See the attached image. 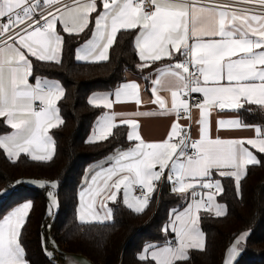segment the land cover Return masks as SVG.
<instances>
[{
    "label": "snow or ice",
    "instance_id": "6c2138e0",
    "mask_svg": "<svg viewBox=\"0 0 264 264\" xmlns=\"http://www.w3.org/2000/svg\"><path fill=\"white\" fill-rule=\"evenodd\" d=\"M58 25L69 35L90 31L91 38L76 50L78 62L108 61L110 49L124 32L133 36L141 72L168 61L145 77L151 79V102L158 105L159 114L175 115L162 140L146 142L139 132L135 117L154 113L113 109L114 103H142L136 81L89 98L90 105L109 110L98 118L89 142L105 141L114 129L128 126L127 139L134 146L117 149L107 167L86 181L77 219L81 223L111 220L106 202L117 201L121 191L123 203L142 213L156 184L166 179L186 206L171 210L163 229L174 238L145 245L138 258L145 264H186L189 250H206L199 226L202 210L216 217L227 212L226 205L217 202L224 188L214 173L234 178L239 194L248 166L264 167V160L250 150L264 154V125L254 127V137L222 138L220 130L251 126L239 118H220L213 137L211 119L214 110H240L245 102L264 111V0H236L232 5L216 0H0V117L11 129L0 134V149L11 160L21 154L34 161L53 157L55 143L49 130L64 123L57 103L65 90L58 81L34 77L32 58L61 62L64 38ZM162 92L170 94V104ZM192 94L200 99L190 104ZM193 109L199 113L196 139L191 123H180L181 113L193 120ZM38 183L45 186L44 181ZM137 187L140 196L134 195ZM49 197L51 210L57 201L53 192ZM31 208L30 202H24L0 218V264H29L21 231ZM249 237L246 231L235 235L222 264H238Z\"/></svg>",
    "mask_w": 264,
    "mask_h": 264
},
{
    "label": "trees",
    "instance_id": "16d2710c",
    "mask_svg": "<svg viewBox=\"0 0 264 264\" xmlns=\"http://www.w3.org/2000/svg\"><path fill=\"white\" fill-rule=\"evenodd\" d=\"M90 34L88 30L79 35L63 32L60 63L32 58L34 77L57 80L65 90L64 97L58 101L64 123L50 129L55 143L52 159L34 161L21 154L11 160L0 149V218L20 202L32 204L21 231V243L29 264H61L54 254L47 253L45 238L48 237L55 241L61 255L81 254L93 264H145L138 258L145 245L162 244L173 237L174 234L163 229L170 220L171 210L186 204L164 183L159 192H153L142 213L129 209L119 198L110 204L111 220L81 223L77 219L79 192L87 166L115 149L130 145L126 126L114 129V135L105 141L89 142L95 121L102 112L101 107L89 104V95L96 90H113L126 80L128 71L141 72L136 67L139 59L134 39L128 32L118 35L108 61L78 62L76 47ZM161 64L158 62L145 69L143 74H149ZM239 113L244 123L264 125V111L256 105L245 103ZM8 128L0 118V134ZM257 156L264 160V154L257 153ZM32 178L56 183L57 207L52 215L48 212V187L28 186L26 179ZM218 179L224 192L217 199L226 205V215L216 217L211 212L201 213L206 250H190L186 264H222L234 236L244 230H249L250 237L238 257V264H264V167L248 166L239 194L234 178Z\"/></svg>",
    "mask_w": 264,
    "mask_h": 264
},
{
    "label": "crops",
    "instance_id": "0c3cea01",
    "mask_svg": "<svg viewBox=\"0 0 264 264\" xmlns=\"http://www.w3.org/2000/svg\"><path fill=\"white\" fill-rule=\"evenodd\" d=\"M58 31H60V34L63 36L62 26H59L58 25ZM90 38H91V34H90V36L88 38H86L84 41H82L76 47V50L78 48H80ZM75 55H76V53H75ZM61 58H62V53H61ZM167 63H168V61L165 60V62L163 64H161L160 66H158L156 68L163 67ZM154 70L155 69L151 70L150 73L147 74V75L146 74H143V72L128 71L127 72V78H126V80L123 81L122 83H120V85H121V84H123L125 82L136 81L137 83L140 84V86H141V99H142V103L140 105H137V104H135V102H132V101H126V102H121V103H114V105H113V109L116 112H118V113H136V112L154 113L152 115H147V116L141 115V116H136L135 117L138 120V122H139V132H140L142 138L146 142H156V141H159V140H162V139L166 138L167 133L170 130L171 124H172V122L175 119V115L174 114L173 115H161V114H159L158 105H156V104H154V103L151 102L154 99L153 96H152V93H151V79L145 80V77H149L150 74L154 72ZM40 78H46V77H40ZM47 79L53 80V79H50V78H47ZM55 81H57V80H55ZM33 82H34V80H33ZM120 85H118V86H120ZM117 87H115L111 91H108V90H96V91H93L89 95V98L92 97L94 94H102V93H110L111 94V93H114V91H115V89ZM161 94L162 95H165L166 98H168L169 104H170V94L169 93H166V92H162ZM111 98L114 100L115 99L114 98V95H112ZM57 106H58V103H57ZM101 108H102V112L97 117V119L95 121L94 128L96 126V123H97L98 118H100L105 112H108L109 111L108 109H106L104 107H101ZM239 111L240 110H224V111L214 110L212 112V114H211V119H212V135H213V137H215L217 135L216 121L218 119H220V118H223V119L239 118L242 121ZM198 117H199L198 111L195 110V109H193V120L192 121L186 120L187 122H190L191 123L193 135L195 137H197V138H198V126L196 125L195 120L198 119ZM0 118H2V117H0ZM244 124L249 125L251 127L250 128L237 129V130H220L219 135L222 138H250V137H254L255 136L254 127L255 126H258V124H247V123H244ZM94 128H93V130H94ZM126 128H127L126 129V136H127V132L130 129L128 128V126H126ZM10 131H11V129L9 127L8 130L6 132L2 133V134L8 133ZM92 133H93V131H92ZM49 134L51 135L50 130H49ZM132 146H134V142H131L130 141V145L125 146L123 148H118V149H127V148L132 147ZM116 150L117 149H115L113 152H111L110 154H108L106 157H104L102 159H99V160H96V161L90 163L87 166L86 173H85L84 178H83V186L80 189V192L84 188H86L88 186L87 183H86V181H90L91 180V176L94 175L95 172L99 171L101 167H107L108 161L111 160L112 155L116 152ZM250 150L254 151V153L257 155L258 152H256L255 149H251L250 148ZM213 178L214 179H218L220 177H219L218 173H214V177ZM164 183L166 184L165 180L162 183L158 182L156 184V186L159 185V184H161V185H159V188L158 187H155L154 192H159L160 188L163 186ZM170 191H171V188H170ZM80 192H79V194H80ZM134 195H136L135 192H134ZM119 198H121L122 201H123V192L122 191L117 194V199H119ZM24 202H29V201H24ZM24 202H20V203L14 205L12 208H10L8 210V212L11 211L14 207H16L19 204L24 203ZM112 202L113 201H107L106 202L107 207L110 208V209H111L110 204ZM217 202L220 203V204L225 205L224 203L220 202L218 199H217ZM79 203H80V200H79ZM79 203H78V207H79ZM184 206H186V204ZM78 207H77V209H78ZM183 207H181V208H175V209H178V210H181L182 211L183 210ZM102 211L103 210H101V212ZM8 212L5 215H7ZM202 212H204V211L202 210ZM211 213H213V212H211ZM168 224H169V222L167 223V225ZM200 228H201V226H200ZM201 230H202V228H201ZM245 231L249 233V230H244L242 232H245ZM49 238L50 237L47 238V242L49 241ZM173 238H174V235L169 240H172ZM47 247H48V245H47ZM53 252L54 253H52V254H54V255L60 253V250L58 249L57 244L53 248ZM71 254H73V253H64L63 255L60 254L61 255L60 259L62 258L60 260L61 263L62 264H83V263L84 264H93L90 261V259H88L84 255H82L84 258L82 260L83 263H81V262L77 261L76 260V257L75 256L73 257ZM84 260H86V261L84 262Z\"/></svg>",
    "mask_w": 264,
    "mask_h": 264
},
{
    "label": "rangeland",
    "instance_id": "374dc122",
    "mask_svg": "<svg viewBox=\"0 0 264 264\" xmlns=\"http://www.w3.org/2000/svg\"><path fill=\"white\" fill-rule=\"evenodd\" d=\"M34 181L37 182V183H34ZM39 181H44V182H45V186H44V187H48V196H49V192H53V193L55 194V191H54L55 188H52V187H51V184H52V183H55L54 181H47V180L42 179V178L26 179L27 185H28V186H31V187H41L40 184L38 183ZM55 184H56V183H55ZM55 198H56V196H55ZM56 201H57V199H56ZM50 203H51V198L49 197L48 212H49L50 215H52V213L55 211V209H56V207H57V203H56V205H54V206L51 207V210H50ZM48 228H49V226H48ZM45 242H46V244L48 245V247H47V253H48V254L51 253V255H53V254H52V253H54V252H53V248H54L55 245H56L55 241H54L52 238H49V241L47 242V238H45ZM71 255H72L73 257L75 256L77 261L83 263L82 260H83L84 257H83L81 254H71ZM55 257H56L57 260L61 263L60 260H61L62 258L60 259V257H61L60 253L55 254ZM85 261H86V260H84V262H85ZM61 264H62V263H61ZM83 264H84V263H83Z\"/></svg>",
    "mask_w": 264,
    "mask_h": 264
},
{
    "label": "built area",
    "instance_id": "2783aa9c",
    "mask_svg": "<svg viewBox=\"0 0 264 264\" xmlns=\"http://www.w3.org/2000/svg\"><path fill=\"white\" fill-rule=\"evenodd\" d=\"M69 2H70V0H69ZM216 2L221 3V4H226V5H232V4H234L236 2V0H216ZM239 6H248V5H239ZM199 99H200V95L199 94H192L191 98L189 99V103L190 104L194 103V102L198 101ZM180 123H182V124H184L186 126L190 123V122H187L186 119H184L183 113H181ZM191 135H192L193 139L197 138V137H195L193 135L192 126H191ZM164 180L167 183V185H169V188H171L170 183L166 179H162L160 181V183H162ZM159 185H161V184H159ZM159 185H157L156 187L159 188ZM197 191H202V190L201 189H197ZM135 194H136V196H140L141 195V189L139 187H137L135 189ZM151 196H152V194H151ZM150 199H151V197H150Z\"/></svg>",
    "mask_w": 264,
    "mask_h": 264
}]
</instances>
